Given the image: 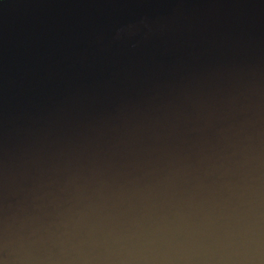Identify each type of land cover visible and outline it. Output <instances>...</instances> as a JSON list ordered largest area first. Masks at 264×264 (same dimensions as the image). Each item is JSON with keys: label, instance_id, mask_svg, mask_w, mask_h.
Listing matches in <instances>:
<instances>
[{"label": "water", "instance_id": "water-1", "mask_svg": "<svg viewBox=\"0 0 264 264\" xmlns=\"http://www.w3.org/2000/svg\"><path fill=\"white\" fill-rule=\"evenodd\" d=\"M0 264H264V0L0 1Z\"/></svg>", "mask_w": 264, "mask_h": 264}, {"label": "flooded vegetation", "instance_id": "flooded-vegetation-1", "mask_svg": "<svg viewBox=\"0 0 264 264\" xmlns=\"http://www.w3.org/2000/svg\"><path fill=\"white\" fill-rule=\"evenodd\" d=\"M0 1H6V0H0Z\"/></svg>", "mask_w": 264, "mask_h": 264}]
</instances>
